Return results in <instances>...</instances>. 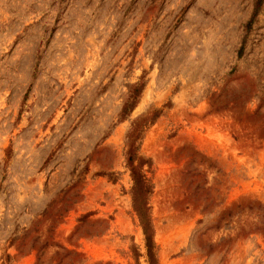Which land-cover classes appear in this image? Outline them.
<instances>
[{
    "label": "rangeland",
    "instance_id": "1",
    "mask_svg": "<svg viewBox=\"0 0 264 264\" xmlns=\"http://www.w3.org/2000/svg\"><path fill=\"white\" fill-rule=\"evenodd\" d=\"M253 3L0 0V264H34L40 245L41 264H148L125 144L154 109L138 151L158 264H264Z\"/></svg>",
    "mask_w": 264,
    "mask_h": 264
},
{
    "label": "trees",
    "instance_id": "2",
    "mask_svg": "<svg viewBox=\"0 0 264 264\" xmlns=\"http://www.w3.org/2000/svg\"><path fill=\"white\" fill-rule=\"evenodd\" d=\"M263 0H254L253 11L251 17L246 24V30L248 31L252 25V21L260 10ZM244 47V39L241 42L239 53L242 52ZM143 82H136L131 86L130 92L126 99L123 101L119 119L125 120L129 113L136 106L139 95L143 89ZM159 110H152L150 113L136 118L131 122V126L126 134V149H125V163L129 170V174L132 180L131 185V206L141 226L144 244L146 249V260L148 264H158L155 243L153 239V227L150 216V207L148 205V198L152 192V183L149 178L145 175V166H149V158H145L139 153V141L142 138L143 131L145 128L153 122L158 116ZM98 175L105 174L104 172H98ZM112 177V174H109ZM90 213H84L78 217V221L83 222ZM42 247L40 245L37 248V257L34 264H41L40 257L42 255ZM8 259V255L6 256Z\"/></svg>",
    "mask_w": 264,
    "mask_h": 264
}]
</instances>
